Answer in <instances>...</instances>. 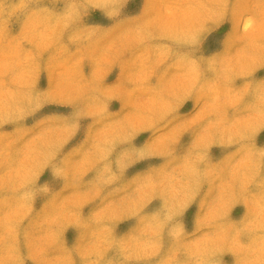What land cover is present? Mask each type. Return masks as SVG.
Listing matches in <instances>:
<instances>
[{"label":"rangeland","instance_id":"rangeland-1","mask_svg":"<svg viewBox=\"0 0 264 264\" xmlns=\"http://www.w3.org/2000/svg\"><path fill=\"white\" fill-rule=\"evenodd\" d=\"M0 264H264V0H0Z\"/></svg>","mask_w":264,"mask_h":264}]
</instances>
